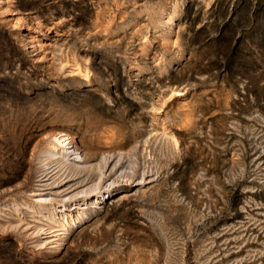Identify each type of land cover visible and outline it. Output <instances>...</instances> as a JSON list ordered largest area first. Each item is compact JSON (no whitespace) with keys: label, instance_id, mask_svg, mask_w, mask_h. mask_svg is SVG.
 <instances>
[{"label":"rangeland","instance_id":"obj_1","mask_svg":"<svg viewBox=\"0 0 264 264\" xmlns=\"http://www.w3.org/2000/svg\"><path fill=\"white\" fill-rule=\"evenodd\" d=\"M9 4L53 43L0 22V264H264V0Z\"/></svg>","mask_w":264,"mask_h":264},{"label":"bare ground","instance_id":"obj_2","mask_svg":"<svg viewBox=\"0 0 264 264\" xmlns=\"http://www.w3.org/2000/svg\"><path fill=\"white\" fill-rule=\"evenodd\" d=\"M0 9H2L3 11L5 10L6 12L3 13L1 15L0 18V22L2 24V26L4 28H6L7 30L11 31V33H13V37L15 38L14 42L19 44L20 46H22L23 48V54L25 55L26 58H28L30 61H32L33 63H41L43 62L42 59L44 58V55L46 53V50H48V48L52 45L53 40L50 36V33L47 32L46 36H44L43 38H41V40H38V38L36 39L35 37V33L34 30L30 27V25H23L18 31L14 29V21H15V15L17 14V12L14 10V7H12L9 4V0H0ZM175 22L173 21L172 18H166L164 19V23L162 25L163 28H170L172 26H174ZM50 32V31H49ZM12 41V40H11ZM55 44V43H54ZM21 48V49H22ZM20 49V50H21ZM51 49V48H50ZM50 51V50H49ZM48 52V51H47ZM50 53V52H48ZM50 54H48L47 56H49ZM52 55V54H51ZM23 57V56H22ZM25 58V59H26ZM24 61V60H23ZM26 61V60H25ZM66 70V69H65ZM71 70V69H70ZM64 132V131H63ZM60 133V132H59ZM59 136L61 138H56L57 142H62L65 139L69 140L70 145L71 144H76L77 141L76 139H74L72 136L69 135V133L64 132V133H60ZM114 138V137H113ZM117 139V138H116ZM67 140V141H68ZM80 140V139H79ZM116 141V140H115ZM81 142V141H80ZM114 142V141H113ZM65 143V142H64ZM85 144V143H84ZM82 143V145H84ZM60 145V144H59ZM62 145V144H61ZM81 145V143H80ZM114 145V144H113ZM87 146V145H86ZM66 147V146H65ZM64 147V148H65ZM83 147V146H82ZM85 147V146H84ZM68 149H66V156H62L66 158V163L68 165H73L76 166L78 164H82V165H87L89 164L90 160L86 159V155H81V156H77L78 154L73 151V149L67 147ZM87 148V147H86ZM85 148V149H86ZM90 149V148H89ZM75 150V149H74ZM88 150V149H86ZM92 150V149H91ZM90 150V151H91ZM55 151V150H54ZM63 151V150H62ZM73 151V152H72ZM56 153L59 152H53V151H48V156H47V161H49L50 163H54L55 161H57L58 159H60L59 155H55ZM86 158H85V157ZM109 156V155H108ZM39 157V156H37ZM61 157V158H62ZM107 159V158H106ZM42 160V159H41ZM40 160V161H41ZM65 160V159H64ZM112 159L107 160L108 164L111 163ZM89 161V162H88ZM94 161V160H93ZM38 162V161H37ZM106 162V163H107ZM65 163V162H64ZM105 163V164H106ZM41 164V163H40ZM57 164V163H56ZM52 165V164H49ZM48 165V166H49ZM55 165V163H54ZM59 165V164H58ZM64 165V164H63ZM107 165V164H106ZM47 168V164L45 165ZM58 167V166H56ZM60 167V166H59ZM75 167V168H76ZM41 168V167H40ZM49 168V167H48ZM55 167L51 166L49 170H47L44 173V176L41 180V185H47L45 187L46 190L44 191H39V194H41V196L46 195V194H54V193H59L62 194V196L66 195V196H71L74 194V191H76L74 188H76L77 186L75 184H73V179L72 178H68V177H63L62 179H60L59 181H54L52 182L51 179L56 177L57 175H59L58 173H54L53 174V170ZM45 169V168H44ZM58 169V168H57ZM60 169V168H59ZM78 169V168H77ZM59 177V176H58ZM145 177V176H144ZM75 179V178H74ZM50 180V183H49ZM55 180V179H54ZM143 179V175L140 176V180L138 181L139 183H143L145 184ZM52 182V183H51ZM75 182V180H74ZM146 182V181H145ZM140 185V184H139ZM109 187V186H108ZM78 191V190H77ZM76 191V192H77ZM121 191V188H118V186L113 187L111 190L109 188L105 189L102 194L103 196L101 197V200H98V202L103 204V207L106 209H109L110 206H114V201L113 199L110 198V196H112L113 194H118V192ZM38 193V192H37ZM65 196V197H66ZM74 196V195H73ZM123 196V195H122ZM119 197V195L117 196V198ZM68 198V197H67ZM116 198H114L115 200ZM66 202V201H65ZM112 208V207H111ZM87 219H89V217L85 216V217H80L76 220H74L70 225L71 228H73L74 226H76L77 224L80 225L83 222H86ZM71 228H68L69 230Z\"/></svg>","mask_w":264,"mask_h":264}]
</instances>
